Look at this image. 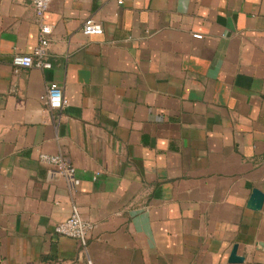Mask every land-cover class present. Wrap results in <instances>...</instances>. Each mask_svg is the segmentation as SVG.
<instances>
[{
    "label": "crops",
    "instance_id": "0c3cea01",
    "mask_svg": "<svg viewBox=\"0 0 264 264\" xmlns=\"http://www.w3.org/2000/svg\"><path fill=\"white\" fill-rule=\"evenodd\" d=\"M42 23L52 67L15 72L41 23L0 0V264H264V0H52ZM74 206L86 246L54 232Z\"/></svg>",
    "mask_w": 264,
    "mask_h": 264
},
{
    "label": "built area",
    "instance_id": "2783aa9c",
    "mask_svg": "<svg viewBox=\"0 0 264 264\" xmlns=\"http://www.w3.org/2000/svg\"><path fill=\"white\" fill-rule=\"evenodd\" d=\"M52 0H31L36 15L41 23V38L40 44L36 48L33 55H23L16 53L12 58V66L15 72L20 69L37 68L40 70L50 69L52 66L46 60L47 50L49 48L48 36L52 33V28L49 25L42 23L46 12L49 9ZM120 5L125 0H117ZM83 32L86 35H102L104 33L103 26L96 22L93 18L85 21ZM200 37V36H196ZM45 105L53 111H61L68 105L63 88L57 83L49 85L46 95L43 98ZM42 164L52 167L54 171L63 176L68 186L72 189L76 188L79 181L76 177V169L62 154H47L42 153L39 156ZM93 229L92 222L85 220L76 206L73 207L71 216L64 222L55 227V234L62 237L76 239L83 246L87 245L89 233Z\"/></svg>",
    "mask_w": 264,
    "mask_h": 264
},
{
    "label": "water",
    "instance_id": "95a60500",
    "mask_svg": "<svg viewBox=\"0 0 264 264\" xmlns=\"http://www.w3.org/2000/svg\"><path fill=\"white\" fill-rule=\"evenodd\" d=\"M264 203V194L258 190L254 189L251 195V198L248 203V207L252 210H260ZM238 247L234 246L231 256H230V263H238L242 262L243 258L237 255Z\"/></svg>",
    "mask_w": 264,
    "mask_h": 264
}]
</instances>
